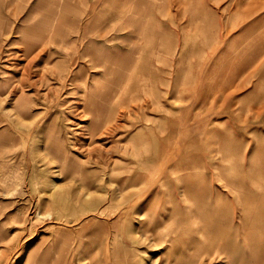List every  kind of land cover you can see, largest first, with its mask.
Returning <instances> with one entry per match:
<instances>
[{"label": "rangeland", "instance_id": "rangeland-1", "mask_svg": "<svg viewBox=\"0 0 264 264\" xmlns=\"http://www.w3.org/2000/svg\"><path fill=\"white\" fill-rule=\"evenodd\" d=\"M39 1L0 2V264H264V0Z\"/></svg>", "mask_w": 264, "mask_h": 264}, {"label": "bare ground", "instance_id": "bare-ground-1", "mask_svg": "<svg viewBox=\"0 0 264 264\" xmlns=\"http://www.w3.org/2000/svg\"><path fill=\"white\" fill-rule=\"evenodd\" d=\"M45 0H40L39 1V4H41V3H43ZM74 0H57L56 2H54V4H55V6H63L64 7V9H67V8H69L70 7V3L71 2H73ZM0 2H1V0H0ZM26 2V1H25ZM94 5V4H93ZM169 5V4H168ZM168 7H170V6H168ZM54 11H56V10H54ZM24 31H25V29H24ZM32 34H35V33H32ZM38 35V34H37ZM43 37H45V36H43ZM107 41V40H106ZM106 60V59H105ZM99 64V63H98ZM73 74H75V73H73ZM74 77H75V75H74ZM72 81V80H71ZM0 97H1V94H0ZM124 138V137H123ZM6 140H7V138H6ZM8 140H11V141H13V139H8ZM123 140V139H122ZM87 141V140H86ZM117 141H120V139L119 140H117ZM29 142L30 141H26V144H25V146H24V153H23V155H22V157H23V159H27V162H28V164H29V162L31 163H33V164H35V162H34V160H31V159H34L33 158V155L35 154V153H38V152H42L43 151V148L41 147V148H34V146L33 145H31V144H29ZM73 146L75 147V144H73ZM27 150V151H26ZM75 150V149H74ZM26 151V152H25ZM44 151H47L46 150V147L44 148ZM49 155L51 156V158L56 162V163H59L60 164V168L62 169L63 167H64V165H65V163H64V161H65V158H64V154H63V152H62V149L59 147V146H57V145H52V149L51 150H49ZM101 153V152H100ZM88 155L87 156H90V152L89 153H87ZM105 154H107V152H105ZM93 155V154H92ZM115 156V155H114ZM113 156V157H114ZM109 161V158L106 156V155H103V154H99V155H97V159L95 160V162L96 163H99L100 164V166H101V168H103V170L102 171H104L105 172V168H107L108 167V163L106 164V162H108ZM130 161V160H129ZM131 162H132V160H131ZM87 163H90V161H88ZM136 163V162H135ZM137 166V165H136ZM141 167V166H140ZM143 169V168H142ZM56 172H58V174H61L60 173V171H56ZM68 172H70L71 173V175H70V181L72 182V184H75V186H73V188H76V186L77 187H79V188H83V187H85V188H87L88 186H89V180L86 178V177H84V172L83 171H80V169H78V170H74L73 168L70 170L69 168H68ZM88 177V176H87ZM34 181H35V183L36 184H38L39 185V183L41 184V182H39L38 181V178H35L34 177ZM201 181V180H200ZM202 183V182H201ZM51 187H52V189H53V191H59V190H56L57 189V185H56V183L54 182V184L52 183L51 184ZM217 196V195H216ZM101 211V210H100ZM104 211V210H103ZM102 211V212H103ZM101 212V213H102ZM100 213V212H99ZM95 214V213H94ZM36 217V216H35ZM60 224V223H59ZM217 257V256H216ZM207 258H209V257H207ZM206 261H207V259H206ZM205 261V262H206Z\"/></svg>", "mask_w": 264, "mask_h": 264}, {"label": "crops", "instance_id": "crops-1", "mask_svg": "<svg viewBox=\"0 0 264 264\" xmlns=\"http://www.w3.org/2000/svg\"><path fill=\"white\" fill-rule=\"evenodd\" d=\"M49 263L70 264L66 262L65 251H61V249L57 248L56 246L46 249L44 252H42V254L36 255L31 262V264H49ZM105 263L109 264L107 263V261Z\"/></svg>", "mask_w": 264, "mask_h": 264}]
</instances>
